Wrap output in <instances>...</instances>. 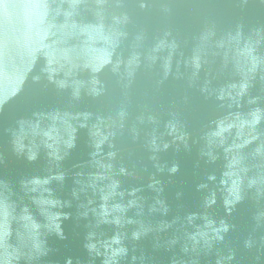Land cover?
Returning <instances> with one entry per match:
<instances>
[{
	"label": "water",
	"instance_id": "obj_1",
	"mask_svg": "<svg viewBox=\"0 0 264 264\" xmlns=\"http://www.w3.org/2000/svg\"><path fill=\"white\" fill-rule=\"evenodd\" d=\"M0 264H264V0H0Z\"/></svg>",
	"mask_w": 264,
	"mask_h": 264
}]
</instances>
